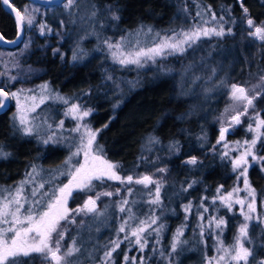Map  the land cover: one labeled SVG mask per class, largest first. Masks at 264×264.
Returning a JSON list of instances; mask_svg holds the SVG:
<instances>
[{
    "label": "trees",
    "instance_id": "1",
    "mask_svg": "<svg viewBox=\"0 0 264 264\" xmlns=\"http://www.w3.org/2000/svg\"><path fill=\"white\" fill-rule=\"evenodd\" d=\"M10 2L18 9L32 4L39 9L37 17H41L40 21L51 29V32L46 31L44 35H40L39 31L34 33V38L27 49L23 46V41L29 36L32 27L31 30L24 31V39L17 48H5L0 45V53L21 50L17 65L23 70L29 66L34 72L30 83L37 84V88H32V92L40 95L39 86L47 83L49 85L47 93L50 95L53 93L66 96L93 109L89 120L93 129H101L97 143L103 146L107 159L119 165V172L135 171L138 160L145 153L143 148L148 146L146 138L151 134L159 138L160 143L156 145L161 147V151L158 150L153 156L157 160L166 157L162 165L153 167L167 169L165 173L155 170L160 182L166 183L164 188L185 185L186 181L195 184L194 188L186 191L187 195L177 196L171 205L167 204L168 200L162 194L161 203L154 207L147 204L148 194L144 190L143 199L138 203L133 201V192L131 195L126 194L128 188L141 191V188L146 190L145 187L140 188L127 183H108V186H104L105 191L115 193L119 189V195L101 196L98 209L104 204L111 207L112 203L118 205L122 199H129V204L125 207L130 208L131 213L114 210L109 226L101 227L97 238L101 247L97 248L99 251L96 255L103 250H109L110 241L120 240V247L112 255V264H125L124 255L134 254L136 247L124 239L128 231L118 233V227L130 214L139 219L155 215L159 217L158 223H162L164 228L159 237L155 233L146 234L147 246L143 252L137 249L136 259L143 258L144 264H169V261L171 264H204L205 258L211 256L215 249L214 234L207 228L201 245L193 233L197 225L196 214L191 211L186 219L181 205L189 200L196 203L201 191L209 197L219 186H223L221 190L228 191L234 183L231 168L212 157L215 147L209 143L201 145V135L207 133L213 135L221 111L231 101L229 93L225 92L226 84L238 83L251 89L254 84L259 83V76L264 73V42L249 35L253 29L248 28L246 22L248 17L240 6L242 2L248 9V16L255 22H264V0H78V7H74L71 13L64 9V2L47 6L30 0ZM93 5L97 9L95 15L97 20H94L91 14ZM107 5L119 7V21L111 19ZM82 12L86 13V17L92 16L91 23L87 25L89 35L81 36L77 32L80 24H77L75 19L77 17L81 19ZM197 12L205 19H210L211 13L214 12L217 19L212 20L209 26L218 27L222 23L225 35L205 37L188 47L183 54L164 60V69L168 72L156 70L152 74L148 73L151 77H144L143 82L128 94H119L115 91L116 80L121 81L125 72L118 64L107 58L109 56L107 53L100 52L102 49L100 45L104 44V40L115 42L122 35L132 33L141 25L145 28L151 27L156 32L181 28L187 30L200 23L201 16H197ZM220 17L224 18L223 21ZM228 29H231L230 34ZM0 34L7 40H14L17 37L15 18L2 3ZM78 48L86 55L73 61V52ZM54 49H59L55 55ZM6 62L0 56V73H4ZM226 71L228 73L223 76ZM212 73H215L213 77ZM108 75L112 76V80L106 79ZM220 80L225 81L222 89L217 88ZM190 84L193 88L191 93L187 91ZM211 85L216 88L215 92L209 89ZM0 88L9 92L17 89L4 75H0ZM204 89L209 92V100L203 99ZM205 100L208 101L206 104ZM47 104H50V101ZM51 108L56 110L54 111L56 114L62 113L63 107L58 102L52 103ZM39 110L35 113L37 117L40 115ZM255 111L260 112L264 118V95L255 101ZM186 113L190 115L180 118ZM14 114L15 101H11L7 110L0 112V148L11 154L7 159L0 158V189L14 190L15 186L27 179L26 174L32 170L31 166L35 165L40 174L35 177L34 182L25 184L24 194L31 201L35 199L29 196L33 187L41 182L39 177L42 176L44 188L39 191L51 195L66 181V176L60 175L67 155L66 149L60 144H43L41 142L43 137L38 138L36 133L25 136L16 131L13 128ZM58 117L61 115L58 114ZM15 123L18 127L17 120ZM105 124L108 125L106 128ZM174 142H178V150L169 151L168 145ZM260 145V152L264 153V143L261 142ZM192 156L197 157V164H186L185 161ZM249 178L257 189L258 196H264V172L259 171L258 167H253L249 172ZM152 187L154 185H149L147 189L150 190ZM83 197H85L83 193H75L68 207L76 209L82 206ZM47 199L48 197H44L45 202ZM169 207L171 212L166 210ZM219 212L225 214L222 210ZM88 215L74 214L75 223L61 222L66 229L62 246L76 235L80 226L90 220ZM225 220L227 227L223 230L221 239L227 244L235 234L239 218L229 217L227 214ZM135 223V220L129 221L131 226ZM181 225H186V228L181 243L177 245V251L172 253L173 235ZM258 225L254 223L248 228L249 238L246 242L252 251L249 264H258L264 259V232ZM23 259L25 264H48L36 254Z\"/></svg>",
    "mask_w": 264,
    "mask_h": 264
},
{
    "label": "snow or ice",
    "instance_id": "2",
    "mask_svg": "<svg viewBox=\"0 0 264 264\" xmlns=\"http://www.w3.org/2000/svg\"><path fill=\"white\" fill-rule=\"evenodd\" d=\"M4 6H7L11 13H14L15 24L17 28V39H21L26 29H30L36 24V12L38 8H29L23 6L18 9L14 7L10 0H0ZM241 8L245 16H247V25L249 29H253L249 32V35L264 41V22L257 24L250 16H248V9L243 6L241 2ZM64 9L71 13L74 7H78V0H65L63 4ZM109 15L113 21H119V7L113 5L106 6ZM92 15L95 16L97 9L96 6H92ZM197 16L201 13L197 12ZM211 19L216 20L215 13H211ZM223 17L220 20L223 21ZM209 21L204 20L201 24L194 25L188 30H181L180 32L173 31V35H164L161 37L159 32L155 33V36L159 38L158 42H154L151 47L141 46V42L138 39L141 35H147L153 32L151 27L141 25L134 32L128 33L126 36L122 35L120 40L113 43L106 39L103 41L108 52L111 55L112 60L121 66L135 65L136 67H143L148 61L156 62L157 58L165 57L172 54H183L186 51V47H191L201 37L224 36L225 29L223 24H219L218 27L205 26ZM40 35H44L47 32H51V29L46 24L40 23L38 25ZM231 33V29L227 30ZM131 37H136L133 40ZM0 42L16 43V40L6 41L5 36L0 34ZM29 47L28 43H25V49ZM59 52V49H54L53 54ZM86 53L82 49H77L73 52L72 60L76 61L82 59ZM63 58V57H61ZM0 75H6V73H0ZM16 76L10 77V80H16ZM106 79L112 80V76H106ZM135 85L136 82H128ZM41 93L49 92V85L47 83L39 86ZM259 89V90H257ZM31 89L25 90L23 88L17 89L14 92L6 91L4 88H0V111L9 107L11 101H15V107L17 109L14 114L13 128L16 131L21 132L25 136H32L37 132L38 126L32 124L28 119V113L34 112L39 106L37 103L36 95H26V92H31ZM230 99L233 101V105L225 109V112L231 111L233 114L227 123V126L221 122L219 128V138L216 143L220 144L225 142L226 134L235 126L243 123L242 117L249 115V109H252V123L247 125V131L254 133L251 139L244 141H236V145L243 148L240 154L231 160L232 169L237 173V180H242L243 188L233 187L227 194H219L221 192L220 186L217 188L218 195L213 199V203L219 200L221 204L228 209L232 210L233 204L240 205V213L244 218L238 231L234 236V243L225 245L224 241L220 239L223 229L227 227V221L223 217H209L208 227L215 228L216 233V251L217 255L206 258V264H249V257L252 256V251L245 246V241H248L249 233V221L253 217V213L256 212V189L252 186L249 180V169L258 167L259 171L264 172V154H260L256 149L258 142L264 143V118L261 117L259 112L255 111V101L264 95V73L259 76V83L253 88L249 89L245 86L233 83L229 89ZM45 95L39 97V103H43ZM68 104V99L59 96L55 97ZM31 103H28V102ZM236 105L241 107L237 108ZM91 108H86L81 104L72 103L65 115H71L72 118L78 121L73 132L79 133L78 142L75 144L76 150L64 161V165L67 168L66 172H61L60 175H67L69 177L68 182L63 186L56 188L51 195L48 192H40V189L44 188V183L41 182L31 191V197L35 198L29 202L28 196L25 193V184L35 181V177L40 173L37 171L35 165H32V170L26 174L27 179L21 181L14 190L0 189V264H25L23 258H27L36 254L48 264H75L71 259L81 250L77 246V242L73 239L72 244L67 248H63L62 241L64 240L66 229L62 225V221L67 223H75L74 214L80 213H95L97 212V201L101 196L111 197L113 195H119L120 190L117 189L115 193L111 191L98 192L95 194V198L88 196L83 205L70 209L68 207V201L73 197L74 192H91L96 184L99 182L101 185L105 181H119L121 184H138L148 188L149 185H155L154 193L149 190V196L152 198L149 203L158 205L161 203L160 192L162 183L158 180H154L150 175H141L135 177L133 175L121 176L119 172V165L116 162L107 159L104 153L103 146L97 143V136L101 129H93L88 123H80L92 114ZM190 115V113L184 114L180 118ZM18 120L19 126L17 127L15 121ZM108 125L105 124L106 128ZM58 127H63V121L60 122ZM51 128V125H49ZM54 139V134L49 135L46 139H42L43 144H49ZM148 145H155L160 143L159 138L153 135H149L146 138ZM225 149L229 147L227 143H224ZM168 150H178V142L170 143ZM228 152L225 151L223 156L227 157ZM11 154L5 152L3 148H0V158L7 159ZM83 155V162L77 161V164L73 165L72 160L74 157ZM197 157L192 156L185 161L186 164H197ZM157 171L165 173L166 168H158ZM192 185L189 184L188 187ZM187 190V189H185ZM243 191L246 193V197L241 198L239 193ZM129 195L132 193V189L128 188ZM58 193V194H57ZM44 197H48L47 201H44ZM29 206L25 208V205ZM129 204L128 199H122L118 202L120 212L131 213L130 208L125 206ZM203 208V205L201 206ZM192 205L189 203L184 206L185 213L191 211ZM245 208L247 211H245ZM207 208H203V212H207ZM199 220L204 221L205 217L201 213ZM259 219V217H256ZM187 219V217H186ZM135 220L136 223L129 227V221ZM159 217L151 215L146 219H139L133 215H129L128 219H124L118 228V233H125L126 229L128 234L124 236L125 240L138 246L140 252H143L147 246V235L155 233L159 237L160 232L163 230L164 225L158 223ZM156 225V227H153ZM186 225H181L177 228L176 233L171 244V252L177 251L179 237L183 235V231ZM200 235H204V225L200 224ZM151 229V232H149ZM158 242V241H157ZM111 248L104 253V264H112V255L120 247V240H112L109 242ZM155 250V249H154ZM163 255V253H161ZM125 264L129 261V256L123 257ZM132 264H137L135 257L131 258ZM139 264H144L143 258L140 259ZM171 264V261H169ZM258 264H264V260H260Z\"/></svg>",
    "mask_w": 264,
    "mask_h": 264
},
{
    "label": "rangeland",
    "instance_id": "3",
    "mask_svg": "<svg viewBox=\"0 0 264 264\" xmlns=\"http://www.w3.org/2000/svg\"><path fill=\"white\" fill-rule=\"evenodd\" d=\"M26 6H28L29 8H35L32 4H27ZM82 13L83 14L81 16L82 17L81 19H79L78 17L75 19V22H77V24H80L79 28H77V32L80 33L81 36L82 35H89L90 32L87 31L88 30L87 25H89L91 23L90 20H92V16L86 17V13L85 12H82ZM35 15H36V24L34 25V27L32 26V30L30 29L31 32L28 34L29 36L27 37V39L23 41L24 47H25V43L31 44V41L34 38V33H37L39 31L38 25L40 23H42L40 21L41 17H37V15H38L37 12ZM200 16L201 17L199 19V22H200L199 24H201L204 20L209 21V23L212 22L211 18L205 19L204 16H202V15H200ZM93 19L97 20L95 16ZM209 23L205 26L216 27V26H209ZM256 23L260 24L261 22H256ZM89 29H91V28H89ZM181 30H183V28L177 29V30L171 29V30L166 31V32L165 31L164 32L158 31V32L161 34V37H162L164 35L171 36V35H173V31L180 32ZM145 31H146V28H145ZM155 33H157V32L153 31L150 34L139 36L138 39L141 42V46L151 47V46H153L154 42H158L159 38L155 36ZM120 38L121 37H119L117 40H115V42L119 41ZM131 38L133 40L137 39L136 37H131ZM203 38H205V37H201L199 40L196 41V43L198 41L202 40ZM115 42H113V43H115ZM262 42H264V41H262ZM102 45H104V44H102ZM102 45H100L102 47V49H101V47L100 48L98 47L99 49H101L100 52L104 53V54L107 53L109 55V56H107V58L110 61L114 62L112 60L111 55L108 52L106 46L105 45L102 46ZM185 47H186V49L188 48V46H185ZM20 52H21V50H18L17 52L15 51L12 53H7V52L6 53H0V56L4 59V61L5 62L7 61L4 64V73H6V75H4V76L8 79V81L11 84L15 85L17 89L23 88L25 90H28V89L32 90V88H37L36 87L37 84H35L33 82L30 83V81L32 79L31 77L34 76V72L32 71L31 68H29V66H28V68H24V70H23V68H20L17 65L18 57L22 53V52L21 53ZM176 55H181V54L177 53V54H172V55H167L165 57L157 58L155 63H153L152 61H148L147 63L144 64L143 67H139V68L136 67L135 65L121 66L118 63L114 62L115 64H118L121 69H124V72H125L124 75L121 77V81L116 80L117 88L115 91L118 92L119 94H128V92L133 90L134 87L136 88L139 83L143 82L144 77H147V78L151 77L150 75H148V73L152 74L153 72H156V70H159V71L162 70L163 72H168V71H166V69H164V64H163L164 62L163 61L170 58V57L176 56ZM17 68H18V71H16ZM227 73L228 72L226 71L223 74V76H225ZM214 75H215V73H212V77ZM12 76H16L17 79L14 81L10 80V77H12ZM128 82H136V83H135V86H133L132 84H130ZM224 82H225L224 80H220L219 84H217V88L222 89L224 87ZM230 85L231 84H228V85L226 84L225 92L229 93ZM238 85H241V84H238ZM255 85H257V84H254L253 86H255ZM253 86L251 88H253ZM187 88H188V90H187L188 92H190V93H191V91L193 92V88H191V84ZM209 89L213 90V92H215V90H216V88H214L213 85L209 86ZM257 90H259V89H257ZM204 91H205L204 92L205 97H203V99L206 98V100H209L208 90L204 89ZM26 95H36L37 96V103L39 104V106L36 108V110L34 112L28 113V119L32 122V124L38 126L37 132H36V134L38 135V138L43 137L42 139H46L49 135L54 134V139L50 143L63 145L65 147L66 153H67L65 160H67V158L71 155V153L76 150L75 144L78 142L79 133L72 131V129L76 127L78 121L74 120L71 115H65V113H66L68 107L72 103H77V104H81V103H79L78 100L73 101L72 98H67L66 96H64V98L68 99V101H69L68 104H65V103H63V101L56 99L55 95H57V94H53V93L51 95H50V93H41L40 95H38L37 93L31 91L30 93L26 92ZM41 95H45V97H46L43 103H39V97ZM206 100H205V104L208 102ZM48 101H50V104H47ZM57 102L59 103L60 106L63 107V108H61L62 113L58 112V114L61 115V117H58V114H56L54 112L56 110H53L51 108V104L52 103L56 104ZM28 103H31V102L29 101ZM81 105L83 106V104H81ZM232 105H233V101L231 100L230 103L227 104V106L224 107V109L221 111L220 116L218 118V124H217L218 126H217V129L214 131L213 135H210L208 133L206 135H204V134L201 135L202 136L201 145L205 146L209 143V144H211V146L215 147L216 149L214 151H212V157H214L217 160H220L221 162L225 163L229 168H231L230 170L232 171V173L234 175V177H233L234 183L230 187V189L228 191L221 190V192L219 194H227V192L231 191L233 187L243 188L242 180H237V173L234 172L232 169L231 160L233 158L237 157L240 154V152L243 151V148L237 146L235 142L236 141H244L246 139H251V137L254 135V133H250L247 131V125L249 123H252V115H253V112L251 111V109H249V115L242 117L243 123H241L238 126H235L233 129H231L229 131V133L226 134L225 142H222L220 144L216 143L217 139L219 138V128L221 127V122H223L224 125L227 126V123L230 120L231 115L233 114L231 111L226 113L225 109L229 106H232ZM39 107H41L40 110L38 109ZM84 107L90 108L88 106H84ZM236 107L239 108L241 106L236 105ZM38 110L40 111V115L37 117L35 113H37ZM93 111H92V113H93ZM16 112H17V109H16ZM89 118H90V116L86 117L85 120L80 122V123H88L92 127L91 121L89 120ZM61 121H63V127L62 128L58 127V125L60 124ZM17 122H18V120H17ZM49 125H51V128H49ZM262 131H264V130H262ZM224 143H227L229 145V147L227 149H225ZM260 144H261V142L257 143L256 149L258 150V152L260 154H264V153L260 152V148H261ZM163 147H165V146H163ZM158 148L159 147L156 144L155 145H148V146L144 147L143 150L145 151V153H143L142 158L140 160H138V162H137L138 167L134 168L135 171L133 170L132 173L120 172V175L121 176L133 175L134 178L141 176V175H150V176H152V178L154 180L160 181L159 177L155 175L156 174L155 170H157V169H153V167L162 165L163 162L165 161L164 159H166V157H164V159H162V160L155 159L156 157L153 155L156 154V152L158 150H159L158 152L161 151V147L159 149ZM225 151H227L229 153L227 157L223 156ZM150 155H151V157H150ZM77 161L83 162V155H81L79 157H74L72 160V164L73 165L77 164ZM160 162H162V163H160ZM250 170H251V168L249 169V172H250ZM60 171L61 172L67 171V168L65 167L64 162H63V165H62V168ZM147 171H149L151 173H149ZM153 172H154V174H152ZM63 176H66L65 177L66 181H64L62 184H60V187L63 186V184H66L68 182V179H69V177L67 175H63ZM39 179L41 180V182L43 181L42 176H40ZM249 180L251 182L250 178H249ZM110 182L121 184L119 181H105L102 185L99 182H94L96 184V187L91 192H88V191L81 192L85 196V197H83V201H85L88 198V196H92L93 198H95L96 193L104 192L105 191L104 186H108L109 185L108 183H110ZM161 183H162V187H161V192H160V200H161V196L163 194L164 198L165 197L167 198V200H168L167 204H169V205L172 204V202L176 199L177 196L183 195V194L187 195L186 191L195 187L194 186L195 184H193L192 181H188V182L186 181L185 185H180V186L177 185L176 187L173 186L170 189H168V187L164 188L165 184H166V183H164V181H161ZM189 184H191L192 186L188 187ZM135 185H137L138 187H140V186L144 187L143 185H138V184H135ZM51 186L54 187L53 185H51ZM252 186H253V184H252ZM131 189L133 192L132 194L134 196L133 201H136V203H138L139 201H141V199H143V197H142L144 195L143 190L145 191L146 194L149 193V190L147 188H146V190L144 188H141V191H140V189H134V188H131ZM185 189H187V190H185ZM150 190L154 193L155 185ZM216 190H217V188L212 193L213 195H209V197L206 194H203V191H201L200 195H198V200H196L197 201L196 203H193L192 201L189 200V201H187V203H185V204L183 203L181 205L182 206L181 208H182L183 214L185 215V218L187 217V219H188L191 211H193V213L196 214V224L197 225L194 227L195 232L193 230V233H195V235L197 236V241L201 245L203 244V241H204V235L203 236L200 235L201 228L199 227V225L200 224L204 225V233H205L206 229L209 228L208 227V218L209 217L215 216V217H223L225 219L227 217V214L229 215V217H233V216L238 217L239 221L236 220L238 223L235 227V232H234L235 234L238 231L239 225L242 222H244V218L240 213V207H241L240 205L233 204L232 210L228 211V209L225 208L219 200H216L215 204L213 203V199L218 195ZM75 193H78V192H74L73 195ZM126 194L128 195V192ZM147 196H148V199H147L148 203L147 204L153 205V204L149 203V201L154 197L149 196V194ZM239 196L241 198H244V197H246V193L241 191L239 193ZM29 197H31V196H29ZM72 199H73V197L69 199L68 204H69L70 200H72ZM98 201H97V212L88 213L90 220L87 223L80 226L76 235L71 237L68 240V242L66 243V245H65V243L63 245V248H67L68 246H70L72 244L73 239L77 242V246L80 248L81 251L71 258L75 262V264H104V259H105L104 253L107 250H103L102 252H99L98 255H96L99 251V250H97V248L101 247V244L98 243L99 239H97V238L100 234L101 227L102 226L105 227V225L109 226L111 218H112L111 215L114 212V210L119 211V206L112 203L113 207L112 206L109 207L108 205L106 206L104 204L102 208L98 209ZM133 201H131V202L133 203ZM29 202L31 203V200H29ZM189 203H191V205H192L191 211L189 213H185L184 206L188 205ZM201 204L203 205V208L208 209V211L206 213L203 212V208L200 207ZM28 206L29 205L26 204L25 208H27ZM256 209H257L256 212L252 214L254 218L248 222L249 226L254 224V223L255 224L258 223L259 224L258 228L262 232H264V196L259 197L257 189H256ZM166 210L170 211V207L167 208ZM219 210L224 211L225 214L222 212H219ZM245 211H247L246 208H245ZM201 213L205 217L204 221H200L198 218ZM256 217H259V219H257ZM129 227H131L130 224H129ZM185 228H184V230H185ZM210 230H211L212 234H214L215 249L213 250L212 255L207 256V257H213V256H216L218 254L216 251V233L219 230H216L214 227L211 228ZM183 233H184V231H183ZM235 234L231 238V242H229L227 244L224 243V244L229 245V244L234 243ZM221 237H222V235L220 236V239H221ZM181 238H182V236H180L178 238L180 242H181ZM61 243L63 244V241ZM134 246L135 245L133 244V247ZM184 246L187 247L186 245H184ZM245 246L250 249V247L248 246L246 241H245ZM263 246H264V240H263ZM135 247H136V252H138V250H139L138 246H135ZM136 252L132 255H128L130 259L127 262V264H132L131 258L132 257L136 258V255H135ZM206 258H205L204 264H206ZM136 260H137V264H139L140 259H136ZM261 260H264V259H261Z\"/></svg>",
    "mask_w": 264,
    "mask_h": 264
},
{
    "label": "water",
    "instance_id": "4",
    "mask_svg": "<svg viewBox=\"0 0 264 264\" xmlns=\"http://www.w3.org/2000/svg\"><path fill=\"white\" fill-rule=\"evenodd\" d=\"M31 2H34V3H38V4H40V5H44V6H47V5H56V4H58V3H62V2H65V0H30ZM12 4V3H11ZM13 5V4H12ZM14 6V5H13ZM14 7H16V6H14ZM5 8L10 12V10H9V8L7 7V6H5ZM17 8V7H16ZM11 13V12H10ZM13 16H14V13H11ZM14 18H15V16H14ZM24 33H23V36H22V38L21 39H17V37H16V39H14V40H16V43H7V42H0V45L2 46V47H7V48H17L18 47V45H20L21 44V42L23 41V39H24ZM6 41H11V40H7L6 39ZM9 106H10V104H9ZM8 109V108H7ZM7 109H5V110H7ZM5 110H2V111H0V112H3V111H5Z\"/></svg>",
    "mask_w": 264,
    "mask_h": 264
}]
</instances>
